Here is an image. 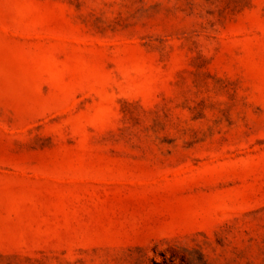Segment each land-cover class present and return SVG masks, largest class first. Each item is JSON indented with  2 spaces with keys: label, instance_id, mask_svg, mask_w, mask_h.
Instances as JSON below:
<instances>
[{
  "label": "rangeland",
  "instance_id": "obj_1",
  "mask_svg": "<svg viewBox=\"0 0 264 264\" xmlns=\"http://www.w3.org/2000/svg\"><path fill=\"white\" fill-rule=\"evenodd\" d=\"M0 264H264V0H0Z\"/></svg>",
  "mask_w": 264,
  "mask_h": 264
}]
</instances>
